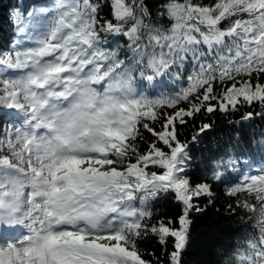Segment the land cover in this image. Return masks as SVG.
Segmentation results:
<instances>
[{
  "label": "snow or ice",
  "instance_id": "snow-or-ice-1",
  "mask_svg": "<svg viewBox=\"0 0 264 264\" xmlns=\"http://www.w3.org/2000/svg\"><path fill=\"white\" fill-rule=\"evenodd\" d=\"M13 22L0 52V264H165L141 249L150 235L181 264L194 200L213 193L193 185L179 128L242 107L260 109L244 121L264 117V0H159L154 12L146 0H53ZM109 36L125 38L126 58ZM226 163L229 211L252 230L232 264H264V158ZM169 194L182 214L150 223Z\"/></svg>",
  "mask_w": 264,
  "mask_h": 264
},
{
  "label": "trees",
  "instance_id": "trees-1",
  "mask_svg": "<svg viewBox=\"0 0 264 264\" xmlns=\"http://www.w3.org/2000/svg\"><path fill=\"white\" fill-rule=\"evenodd\" d=\"M53 0H0V52L6 51V44L11 41L16 31L14 24L17 10L21 12L31 11L34 8L51 4ZM207 2V0H205ZM154 12L159 0H146ZM111 9L105 2L101 15L111 18ZM155 19V17H153ZM110 47L120 46L121 58L125 57L127 42L123 37H107ZM127 53V58L131 57ZM145 91H151V86L143 82ZM176 85L168 83L166 90H171ZM260 109L242 107L239 111L197 115L195 120H190L186 126L179 128L180 139L188 143L190 156V175L193 185L209 183L212 186L211 197L202 196L194 203H198L202 211L192 210L189 218L192 221L189 240L181 256V264H232V254L237 248H243L246 240L252 232L250 223L243 210L237 208L235 214L229 211V205L235 198L226 194L228 184L225 178H230L236 173L227 165V160L233 158L237 161V168H243L244 162L260 166L264 153L261 152L260 144L264 143V117L256 116L254 119L244 121V113ZM1 120V119H0ZM210 124L211 128L192 140L201 124ZM0 138L3 133L0 130ZM150 140V136H146ZM220 161H225L219 171L224 173L221 180H213L212 172ZM153 212L150 223L159 219L177 220L182 214V205L177 203L169 194L161 196L149 205ZM244 217V220L241 219ZM178 227V224L176 225ZM173 241L167 244V251L171 252ZM140 247L146 253H155L156 257L164 260L167 264V255L164 247L157 239L149 236L140 243ZM145 259H153L146 255Z\"/></svg>",
  "mask_w": 264,
  "mask_h": 264
},
{
  "label": "rangeland",
  "instance_id": "rangeland-1",
  "mask_svg": "<svg viewBox=\"0 0 264 264\" xmlns=\"http://www.w3.org/2000/svg\"><path fill=\"white\" fill-rule=\"evenodd\" d=\"M13 39H14V40H12V42H11V46L9 47V50L12 49L13 44H14V41L17 39V35H15V37H14ZM9 50H8V51H9ZM4 118H8V117L6 116V117H4ZM4 118L0 121V129L2 128V129L5 130L6 125H5V119H4Z\"/></svg>",
  "mask_w": 264,
  "mask_h": 264
}]
</instances>
